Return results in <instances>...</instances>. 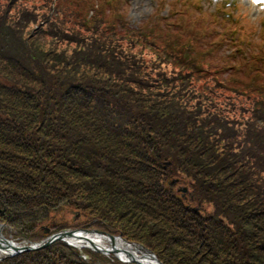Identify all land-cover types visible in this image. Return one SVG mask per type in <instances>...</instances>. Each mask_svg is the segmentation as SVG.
Instances as JSON below:
<instances>
[{
  "label": "trees",
  "instance_id": "16d2710c",
  "mask_svg": "<svg viewBox=\"0 0 264 264\" xmlns=\"http://www.w3.org/2000/svg\"><path fill=\"white\" fill-rule=\"evenodd\" d=\"M25 22V14L1 19L0 40ZM18 41L0 49V223L16 241L46 238L48 222L50 233L116 232L162 264H264V152L232 149L228 111L189 95L183 82H154L143 60L117 45L80 43L75 57L58 62L38 41L29 58L19 56ZM262 100H253L250 117L264 128ZM185 178L193 183L183 198L171 186ZM69 210L82 221L51 222ZM0 264L122 263L56 241Z\"/></svg>",
  "mask_w": 264,
  "mask_h": 264
},
{
  "label": "rangeland",
  "instance_id": "374dc122",
  "mask_svg": "<svg viewBox=\"0 0 264 264\" xmlns=\"http://www.w3.org/2000/svg\"><path fill=\"white\" fill-rule=\"evenodd\" d=\"M24 14V27H18L11 34L6 31L5 40H0V49H12L14 39L19 38L16 44L18 54L29 58L30 45L38 41L43 54L45 52L49 59L60 62L75 57L80 51V43L102 44L110 50V45H117L119 47L114 51L121 50L142 59L147 70L154 72V82L158 79L175 80L173 85L176 86L183 82L188 86L189 95L200 93L204 96L202 99L206 98L228 111L227 124L233 125L228 131L232 134L228 136L232 149L239 146L252 155L264 152V146L254 143L264 141V128L253 123L250 117L252 108L256 107L253 100L264 95V5L253 0H0V20L4 19L8 24L19 22L24 19ZM163 29L172 32L166 33ZM189 34V40L185 39L184 36ZM185 47H188L186 53L179 54ZM85 54L82 51L80 55ZM186 62L191 65L182 67ZM233 68L239 69L240 74H232ZM64 71L65 68L61 70ZM245 72L252 78H246ZM244 83H253L256 87L244 88L241 86ZM199 89L206 90L207 94ZM262 103L264 100L257 104ZM167 164L169 162H164V166ZM183 180L171 188L184 198L188 183L192 185L193 181L185 178L183 183ZM212 193L219 202L215 192ZM185 202L191 206L190 210L200 212L188 199ZM204 210L207 213L215 211L213 206ZM220 210L226 212L223 207ZM82 219L81 214L69 210L51 216L50 220L71 226ZM41 229L47 235L51 230L50 223L45 222ZM87 230L101 232L97 248L111 249L108 235L127 244L125 238L116 232L98 228ZM14 233L15 229L0 223V234L4 239L21 247L29 245L17 242ZM48 239L34 244L41 245ZM67 244L82 256L84 251L96 252L87 245L78 248ZM127 245L138 247L136 244ZM136 249L138 255L143 253L140 247ZM103 255L119 261L112 254Z\"/></svg>",
  "mask_w": 264,
  "mask_h": 264
},
{
  "label": "water",
  "instance_id": "95a60500",
  "mask_svg": "<svg viewBox=\"0 0 264 264\" xmlns=\"http://www.w3.org/2000/svg\"><path fill=\"white\" fill-rule=\"evenodd\" d=\"M83 234H93V235H100L101 232L98 230H86V229H82V230H65L62 232H58L56 234H53L51 236H49L48 238V242L43 243L41 245H37L34 244L32 245H26V246H19L15 243H13L12 241L6 240L4 239V237L0 234V250H10L11 248V252L8 254H5V257H10L16 254H20L23 252H28V251H33V250H37L40 249L42 247H45L46 245H50L51 243L55 242V241H64L65 243H70V242H66L70 239H74L78 236H81V239H85V241H87L90 245L87 248L93 249L94 251H98V252H102L104 254H113L115 257H117L118 259H120L122 262H132L135 264H162L157 258L156 256L150 252L149 250L144 249L143 247L139 246L142 250V254L139 255V257H133L131 256L129 251H123V250H119L118 248H116L115 246V238L113 236H109L108 238L110 240L111 243V249H100L97 248L96 245L93 244V242L91 240L88 239V237H85ZM124 242L127 244H131L129 242H127L124 239ZM92 246V247H91ZM10 247V248H8ZM85 247V246H82ZM126 255V257H125Z\"/></svg>",
  "mask_w": 264,
  "mask_h": 264
},
{
  "label": "bare ground",
  "instance_id": "6f19581e",
  "mask_svg": "<svg viewBox=\"0 0 264 264\" xmlns=\"http://www.w3.org/2000/svg\"><path fill=\"white\" fill-rule=\"evenodd\" d=\"M85 237H88V239L89 240H91L95 245H100L99 244V239H101V237L100 236H98V235H89V234H86V235H84ZM82 237L81 236H78V237H76V238H74V239H71V240H69L70 241V243L71 244H73L74 246H76V247H82V246H89V243L87 242V241H85V239H81ZM103 240V239H102ZM56 242V241H55ZM14 243V242H13ZM103 243V242H102ZM51 245V244H50ZM104 245V244H103ZM47 246H49V245H46L45 247H47ZM115 246H116V248H118V251L119 250H123V251H129L130 252V254H131V256H133V257H139V255H138V253L134 250V249H136L135 247H133V246H128L127 244H124L121 240H119V239H116L115 240ZM45 247H42V248H45ZM106 247V246H105ZM8 248H10V247H8ZM42 248H40V249H42ZM83 249V248H82ZM5 250V249H4ZM39 250V249H38ZM1 252L2 253H10L11 252V248H10V250H5V251H3V250H1ZM125 257H126V255H125ZM127 258V257H126Z\"/></svg>",
  "mask_w": 264,
  "mask_h": 264
},
{
  "label": "snow or ice",
  "instance_id": "6c2138e0",
  "mask_svg": "<svg viewBox=\"0 0 264 264\" xmlns=\"http://www.w3.org/2000/svg\"><path fill=\"white\" fill-rule=\"evenodd\" d=\"M253 2H256V0H253Z\"/></svg>",
  "mask_w": 264,
  "mask_h": 264
}]
</instances>
